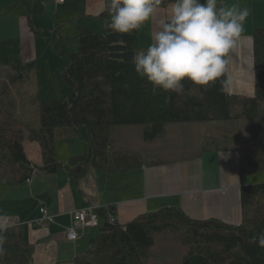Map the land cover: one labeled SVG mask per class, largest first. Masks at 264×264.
<instances>
[{"label": "trees", "instance_id": "16d2710c", "mask_svg": "<svg viewBox=\"0 0 264 264\" xmlns=\"http://www.w3.org/2000/svg\"><path fill=\"white\" fill-rule=\"evenodd\" d=\"M104 17L108 24L107 11ZM78 41V52L67 56L63 68L71 87L67 99L40 102L33 92L37 129H28L16 115L14 96L32 88L37 62L0 57V68H8L0 76V180L17 187L38 170L47 175L67 171L76 178L90 169L122 174L228 151L238 154L242 173L264 171V28L253 31L251 97L221 91L219 83L205 91L190 81L183 82L181 94L153 91L131 62L137 51L146 50L139 47L138 31L81 28ZM81 127L87 130L91 158L80 154L60 162L57 142L77 135ZM25 139L39 142L38 164L30 161ZM240 198L239 224L195 219L180 208L163 207L124 225L110 222L113 206L101 208L99 235L73 264H148L162 236L174 237L182 247L178 264H264V247L252 242L264 232V183L242 186ZM29 233L30 225L8 227L0 264H34Z\"/></svg>", "mask_w": 264, "mask_h": 264}, {"label": "crops", "instance_id": "0c3cea01", "mask_svg": "<svg viewBox=\"0 0 264 264\" xmlns=\"http://www.w3.org/2000/svg\"><path fill=\"white\" fill-rule=\"evenodd\" d=\"M169 3L170 0H162L152 20L138 31L141 49H147L152 42L159 20L170 12ZM228 5L247 7L251 14L244 33L230 53L227 91L229 94L251 97L255 92L253 31L264 28V0H218V6ZM106 6L107 0H65L61 4L56 0H0V57L20 56L23 60L25 55L29 57L33 52L39 55L40 45L43 46L42 43L47 40L61 46L72 42L73 53L65 51V54L77 53L81 28L92 32L107 29L108 19L104 17L105 11H101ZM9 47H20L21 54L8 55L12 54L7 51ZM47 54L55 58L48 51ZM78 135L84 139V150L74 140ZM87 137L85 130H78L77 135L60 139L56 147L59 161L67 163L70 158L80 154L91 158ZM27 153L30 161L36 164L40 162L38 146L30 144ZM212 154L217 155L213 156L217 163L210 174L216 172V175L209 174L206 178L203 157ZM174 163L181 164L180 185L183 190L171 195L168 191L171 184L169 179L166 184L165 178L171 164L122 174L90 169L82 178H76L67 171L47 175L38 170L28 183L17 187L0 180V223L9 227L30 225L34 264H73L75 257L91 247L94 232L74 224L72 213L90 206H113L116 220L124 225L142 214L163 207L180 208L195 219H218L229 224L241 222V187L258 181L247 177L249 173H242L237 153L209 152L201 159ZM114 175L116 180H113ZM127 177L140 183L141 194L121 199L122 195L135 193L138 189L136 183L129 180L122 182ZM218 181L219 186L210 185ZM176 184L172 183L173 186ZM42 208L48 211L47 216L51 218L45 222V226L37 223L43 218ZM72 227H75L78 235L75 242L68 241L65 236Z\"/></svg>", "mask_w": 264, "mask_h": 264}, {"label": "clouds", "instance_id": "9594fccd", "mask_svg": "<svg viewBox=\"0 0 264 264\" xmlns=\"http://www.w3.org/2000/svg\"><path fill=\"white\" fill-rule=\"evenodd\" d=\"M162 0H107L101 11L109 13L108 29L113 33L139 31L155 16ZM170 12L158 23V31L146 50L137 51L132 64L139 77L153 91L181 94L184 81L207 91L229 83L230 53L245 30L250 9L218 6V0H170ZM9 225L0 223V256L6 254L5 233ZM264 247V232L253 237Z\"/></svg>", "mask_w": 264, "mask_h": 264}, {"label": "rangeland", "instance_id": "374dc122", "mask_svg": "<svg viewBox=\"0 0 264 264\" xmlns=\"http://www.w3.org/2000/svg\"><path fill=\"white\" fill-rule=\"evenodd\" d=\"M227 7H231V6L228 5ZM103 22L106 21L103 20ZM102 32L105 33L106 28ZM102 32L97 31L95 33H102ZM42 45L43 46L40 45L39 55L36 53L34 54L33 52V54L30 55L29 57L25 55V58L23 59L24 63H29L31 61L37 62V76L33 77L32 88L27 89L26 91L27 94L26 93L20 95L16 93L14 94L17 100L16 115L26 124L28 129L39 128V116H38L39 113H38L37 105H35L32 101L33 92H35L38 95L40 102H43L49 100L65 101L68 97L69 92L71 91V87L63 77V68L65 69L66 65L68 64L67 57H65L67 56V54H65V51H71L70 53H73L72 42H68L65 46H61V45H53L51 41L47 40L45 43H42ZM77 47L79 49V44ZM26 50L27 49H25V51ZM7 51H9V53H12L8 55L21 54L20 47H9V50ZM47 51L53 54L55 58L53 59L50 55H48ZM7 70L8 68H2V69L0 68V76H4ZM15 90H18V87ZM80 130H85V133H87L85 127H81L79 131ZM26 140L28 141L25 143ZM74 140H76L84 150L85 148L83 141L84 139H82V137H79L78 135L77 137H75ZM87 140H88L87 144L89 145V151L90 153H92V149H91L92 147L90 146L89 138ZM24 144H26V149L28 150L30 144H34L35 146L38 147L40 146L39 142L30 141L29 139H25ZM213 156H217V155L212 154V155H205L203 157L204 159L203 163L205 164L204 172L206 174V178L209 177L210 170L212 169V167L215 168L217 163L216 159ZM33 162L34 164H36L35 161ZM212 175L213 176L216 175V172L210 174V176ZM114 176L115 177L113 180H116V175ZM246 176L247 177L250 176V178H256L258 181L248 185H254V184L257 185L264 183V171L249 173ZM165 178H166V184H167V179H169V183L171 184L168 190L169 194L170 193L176 194L177 192H181V190H183L182 185H180L182 182L181 164L180 165L178 163L171 164L168 167ZM128 180L131 181V183H136L138 189L135 193L122 195L120 197L121 199H128L130 197L139 196L141 194V192L139 191L140 183L136 179L135 180L129 179V177H127V179H122V182ZM172 183H177V184L173 186ZM210 185L219 186L220 184L218 181L217 183L216 182L210 183ZM87 229H92V231L94 232V239L97 238V236L99 235V228H87ZM174 241L175 239L172 236L159 237L157 240V244L155 245L156 247L151 252L148 264H178L179 253H181L182 247L179 245V243H176ZM91 248L92 245L89 249Z\"/></svg>", "mask_w": 264, "mask_h": 264}, {"label": "built area", "instance_id": "2783aa9c", "mask_svg": "<svg viewBox=\"0 0 264 264\" xmlns=\"http://www.w3.org/2000/svg\"><path fill=\"white\" fill-rule=\"evenodd\" d=\"M65 0H56L57 3H63ZM103 208H109V206H105ZM101 208H98L95 206H90L82 210H76L72 213L73 223L74 224H80L83 227L87 228H98L101 223L102 219L99 215L98 211ZM41 213L43 214V218L39 220L37 223L41 226H45V222L48 220H51L50 217L47 216L48 211L45 210V208L41 209ZM109 220L111 223H116V217L114 215L109 214L108 215ZM65 236L68 241L75 242L78 240V235L75 231V227H72L71 229H68L65 233Z\"/></svg>", "mask_w": 264, "mask_h": 264}]
</instances>
